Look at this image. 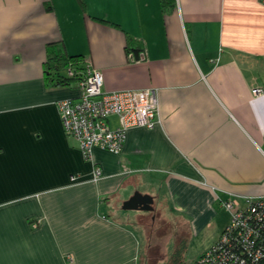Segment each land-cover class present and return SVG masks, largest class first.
Returning a JSON list of instances; mask_svg holds the SVG:
<instances>
[{"label":"crops","instance_id":"obj_1","mask_svg":"<svg viewBox=\"0 0 264 264\" xmlns=\"http://www.w3.org/2000/svg\"><path fill=\"white\" fill-rule=\"evenodd\" d=\"M84 1L0 0V264H151L163 220L158 263L182 242L191 262L197 238L195 261L230 221L225 200L264 194V0H175L167 12L159 0ZM126 32L144 59L129 57ZM61 40L102 70L104 90L154 87L160 122L85 159L57 107L77 87L44 76ZM137 191L153 197L149 221L122 207Z\"/></svg>","mask_w":264,"mask_h":264},{"label":"built area","instance_id":"obj_2","mask_svg":"<svg viewBox=\"0 0 264 264\" xmlns=\"http://www.w3.org/2000/svg\"><path fill=\"white\" fill-rule=\"evenodd\" d=\"M128 55L142 60L145 52ZM82 64L77 95L57 101L63 130L78 142L87 160H92L95 147L119 154L130 128H153L160 122L156 89L104 90L102 70L90 62L82 61ZM65 73L68 76L77 73L72 63ZM254 93L262 94L263 88L256 87ZM112 117L116 118L115 125ZM101 176L102 170L95 164L91 178L96 180ZM77 177L72 175V181ZM224 206L230 212V221L218 240L201 254L197 264H257L264 253V194L245 196L242 201L230 197Z\"/></svg>","mask_w":264,"mask_h":264},{"label":"trees","instance_id":"obj_3","mask_svg":"<svg viewBox=\"0 0 264 264\" xmlns=\"http://www.w3.org/2000/svg\"><path fill=\"white\" fill-rule=\"evenodd\" d=\"M84 11H86V4L84 0H77ZM161 9L163 12H167L172 10L176 2L175 0H159ZM51 8V6H47ZM101 21L109 22L105 19H100ZM114 26L119 27V24L114 22H109ZM126 52L129 54L130 52L133 53L135 56H138L139 52L143 50V48L139 45L137 40L131 36L129 33L126 32ZM83 56L81 54H70L67 52L65 48L64 42L56 41L50 42L47 45V56L43 63L44 67V76L47 84L60 87V86H78V80L81 77L82 69H83ZM69 63H72L77 71L74 76L66 75V67ZM218 240V239H217ZM216 240V241H217ZM215 241V242H216ZM186 243L182 242L178 244L173 252L170 254L168 258L167 264H197L198 258L195 261L187 262L184 259ZM257 264H264V253L263 256L260 258Z\"/></svg>","mask_w":264,"mask_h":264},{"label":"rangeland","instance_id":"obj_4","mask_svg":"<svg viewBox=\"0 0 264 264\" xmlns=\"http://www.w3.org/2000/svg\"><path fill=\"white\" fill-rule=\"evenodd\" d=\"M112 121H114V117H112ZM154 206L156 207V209L159 208L160 211L161 210L163 211V214L166 215V216H164V219L169 218V215L167 214V208L165 206H161L160 207L159 206V200L158 199L155 200ZM148 211L149 210H140V211H136V212H139V214H142V216H145V218L147 219V221H149L150 220V218H149L150 215H149V212ZM167 227L168 226L164 222V220L162 222H156L155 229H154L153 232H155V233L158 232V234L161 236L162 242L159 241L158 244H156L155 246L146 247L145 248L146 252H148V253H146V255L148 256V254H149V256H150L151 264H160V262L158 263V259H160L159 252H162V248L165 245L164 243L165 242L166 243L168 242L167 241L168 239H167L166 234H165L166 233V230H167ZM184 232H185V230H183L181 233L183 234ZM181 233H180V235H182ZM190 237H191V232H190ZM173 238H175V236H173ZM191 238H193V237H191ZM170 243L171 242H168V245L169 246H170ZM210 246H208V248ZM198 247L199 246H198V239L197 238L196 239H193V240H190V261H193L196 258V255H197L196 254V251H197L196 249H198ZM157 253H158V255H157Z\"/></svg>","mask_w":264,"mask_h":264},{"label":"water","instance_id":"obj_5","mask_svg":"<svg viewBox=\"0 0 264 264\" xmlns=\"http://www.w3.org/2000/svg\"><path fill=\"white\" fill-rule=\"evenodd\" d=\"M153 197L149 194L135 192L128 200L124 201V209L152 210Z\"/></svg>","mask_w":264,"mask_h":264}]
</instances>
